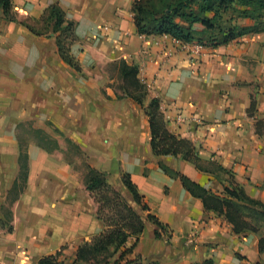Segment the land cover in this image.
Wrapping results in <instances>:
<instances>
[{
	"label": "crops",
	"instance_id": "crops-1",
	"mask_svg": "<svg viewBox=\"0 0 264 264\" xmlns=\"http://www.w3.org/2000/svg\"><path fill=\"white\" fill-rule=\"evenodd\" d=\"M9 1L12 20L0 7V222L12 229H0V264H38L49 255L71 264L78 247L103 231L87 173L75 165L80 157L69 156L72 143L95 169L128 173L164 225L145 222L133 259L264 264L263 237L251 217L256 230L236 232L170 174L219 195L232 179L264 202V32L190 60L173 37L137 33L134 0ZM53 4L73 22L68 50L78 69L62 59L58 33L42 21ZM121 61L137 67L146 103L159 100L165 127L191 142L196 162L153 154L144 102L107 85L118 72L104 67L119 70ZM177 108L184 121L175 122Z\"/></svg>",
	"mask_w": 264,
	"mask_h": 264
},
{
	"label": "trees",
	"instance_id": "trees-1",
	"mask_svg": "<svg viewBox=\"0 0 264 264\" xmlns=\"http://www.w3.org/2000/svg\"><path fill=\"white\" fill-rule=\"evenodd\" d=\"M0 7L5 17L12 20L10 1L0 0ZM132 12L138 34L168 35L180 42L197 41L207 47L229 43L249 33L264 32V0H134ZM243 19H248L249 23H240L239 21ZM42 21L44 24L52 23L53 31L58 33L56 41L60 56L69 65L78 69L68 50V44L72 40L73 22L65 21L63 11L56 4L47 8ZM195 23L200 24L202 28L195 29L193 27ZM31 29L34 30L33 27ZM118 67L125 85L132 88L127 91V95L143 105L147 89L137 78V67L128 65L124 61H121ZM252 107H254V99L251 97L249 109ZM145 113L148 117L150 146L153 154L180 155L185 160L196 162V150L191 142L185 138H178L165 127L157 98L149 99L145 106ZM163 169L169 171L165 167ZM170 174L179 176L185 189L201 198L206 209L223 214L233 224L236 232L247 229L256 230L247 217L259 215L264 218V202L249 197L243 188L232 179L228 185L224 186L222 195H219L211 193L184 175L177 172ZM228 174L232 178V174ZM101 178L99 171L89 167L86 174V188L92 192L97 189L98 185H101L123 202V207L130 215L119 214L118 218L107 226L106 231L95 236L90 242L79 246L76 258L71 264L110 247L114 254L130 236L138 238L146 221L164 229V225L148 211L142 215V212L149 208L136 191L128 173H122L121 180L130 194V202L124 197L123 199L118 191L111 189ZM97 215L101 219L99 209H97ZM4 228L10 231L12 226L0 222V229ZM154 234L156 237L160 236L157 230ZM144 261L138 256L134 259H127L123 251L112 262L105 264H160ZM38 264L66 263L49 255L39 259ZM201 264H209V261Z\"/></svg>",
	"mask_w": 264,
	"mask_h": 264
},
{
	"label": "rangeland",
	"instance_id": "rangeland-1",
	"mask_svg": "<svg viewBox=\"0 0 264 264\" xmlns=\"http://www.w3.org/2000/svg\"><path fill=\"white\" fill-rule=\"evenodd\" d=\"M104 69L106 70L107 73H109L110 75L114 76L117 73V81L115 82H109L107 85L112 87L116 94H118V92L122 93V94H127L129 89H132L130 86L127 87V85H125L124 81L120 80V74H119V70L115 69V67L113 66H109V67H104ZM147 92V90H146ZM120 96V95H119ZM147 96V95H146ZM146 96H144V104L145 106L148 104V102L146 103ZM69 149V156L70 158H74L76 156H79V160H75V165L77 167V169L79 171H81V173H88V168L92 167L90 166V164L88 163V156L85 155V153H83V151L81 150V148L75 144H71L68 147ZM93 169H95L94 167H92ZM97 170V169H95ZM99 171V170H97ZM102 175V180L107 183V185L109 187H111V189L116 190L120 193V196L123 198H126L127 200H129L130 202V194L128 192V190L126 189V187L123 185L122 180H121V175L122 173H125L124 171L121 172V170L118 171H109V170H103V171H99ZM91 173V172H90ZM92 196L95 200V202L97 203V209H99V215L103 221V231L107 230V226L112 223L114 220H116L119 216V214L121 215H130L129 213H127L125 207H123V202L116 197L115 195H113L112 192L110 191H106L105 188L101 187V185L97 186V189L92 191ZM123 198V199H124ZM148 210H144L142 212V215H145L147 213ZM252 221L257 224L259 226V234L260 236H262L263 238V242H264V218H262L259 215H253V217H251ZM262 221V222H261ZM141 235V234H140ZM137 239V236H130L127 241L120 246V248L117 250V252H115L113 254L112 252V247H110L107 250H103L100 252H96L95 254L93 253V255L88 256V258H84V260H78L77 262H75L74 264H105L106 262H112L113 259L115 257H118L120 255V253H122L124 251L125 253V257L127 259H133V256L131 254H129L135 244V240ZM133 245V246H132ZM132 246V248H131ZM130 251V252H129ZM127 254H129L128 256H126ZM137 257V256H136ZM140 257V256H138ZM146 263H159V261L156 259H153L152 257H148L144 259ZM161 260V259H160ZM124 262V260H122ZM163 264H169V263H165V261L163 260ZM161 264V263H160Z\"/></svg>",
	"mask_w": 264,
	"mask_h": 264
},
{
	"label": "built area",
	"instance_id": "built-area-1",
	"mask_svg": "<svg viewBox=\"0 0 264 264\" xmlns=\"http://www.w3.org/2000/svg\"><path fill=\"white\" fill-rule=\"evenodd\" d=\"M177 42H179V46L176 47L179 51H182L188 59L190 60H195L197 59L201 53L204 51V49L207 48V46L203 45L200 42L197 41H192V42H180L179 40H177ZM173 54V52L171 50H166L165 51V56L166 57H170ZM175 116H174V120L175 122H181L182 120L184 121V117L182 114V111L180 109H176L175 110Z\"/></svg>",
	"mask_w": 264,
	"mask_h": 264
}]
</instances>
